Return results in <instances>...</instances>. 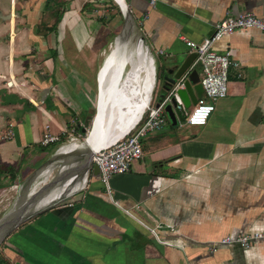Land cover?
Returning a JSON list of instances; mask_svg holds the SVG:
<instances>
[{
    "label": "crops",
    "instance_id": "1",
    "mask_svg": "<svg viewBox=\"0 0 264 264\" xmlns=\"http://www.w3.org/2000/svg\"><path fill=\"white\" fill-rule=\"evenodd\" d=\"M93 1L104 2L109 14L117 4L0 0V192L12 196L7 204L0 200L6 205L0 223L41 180L77 170L28 207L0 244V264H264V241L212 250L225 236L264 230V33L239 30L215 44L239 63L229 71L227 97L205 126L166 124L145 138L142 158L110 179V194L99 169L86 165L87 145L58 150L69 142L64 128L84 133L96 115L98 60L107 41L100 38L104 20L90 18ZM129 6L136 23L116 16L126 28L116 40L133 49L127 37L141 25L145 47L166 52L156 57L170 62L160 73L161 98L194 65L185 40L201 44L228 15L264 17V0H158L155 7L131 0ZM10 126L15 137L4 139ZM47 132L59 143L43 146Z\"/></svg>",
    "mask_w": 264,
    "mask_h": 264
},
{
    "label": "built area",
    "instance_id": "2",
    "mask_svg": "<svg viewBox=\"0 0 264 264\" xmlns=\"http://www.w3.org/2000/svg\"><path fill=\"white\" fill-rule=\"evenodd\" d=\"M127 1L129 3L131 0ZM157 1L150 0V5L155 7ZM147 17L148 15H145L143 20H146ZM239 30H259L264 33V17H260L254 13H243L238 16L228 15L224 20L216 24L213 35L205 38L201 44L195 45L191 41L185 40L189 49L196 55V60L191 70L171 86L158 103H154L153 97L151 96L147 108L133 127L122 138L107 145L93 156V163L98 167L101 180L107 186L110 194V179L115 175L128 173L131 170L132 164L142 158V141L149 135L157 133L165 127L167 120H169L166 107L173 105V101L176 103L173 106L175 114L178 113V115L182 114L184 116L181 120V125L205 126L207 124L216 110V103L228 95L230 69L239 67V63L233 59L231 52L219 53L214 48L215 44ZM164 55H166L164 50L152 52V58L154 59L156 68V79L157 67L155 58ZM196 67L201 68L200 84L203 94L198 99L197 104L188 109L178 91L185 88V81L189 79ZM86 131L84 132L85 134ZM62 133L63 135L69 136L68 144L61 145L58 149L63 152L76 150L74 148L66 150V148L75 143H80L81 138L84 136V133L78 132L76 126L70 129L64 128ZM14 137V127L10 126L4 135V139H12ZM59 141V136L47 132L41 140V144L48 147L53 144H58ZM76 178L77 176L72 178L70 182H73ZM41 181V184L46 183L45 179ZM86 182L87 180L85 178L83 182L84 186ZM82 186L78 185L76 188L80 189ZM115 204L121 207L119 202H115ZM126 212L130 214V210H126ZM152 232L154 233L155 229ZM260 241H264V230L246 233L237 237L225 236L214 244L212 250L216 252L221 245L229 246L234 244L248 249Z\"/></svg>",
    "mask_w": 264,
    "mask_h": 264
},
{
    "label": "bare ground",
    "instance_id": "3",
    "mask_svg": "<svg viewBox=\"0 0 264 264\" xmlns=\"http://www.w3.org/2000/svg\"><path fill=\"white\" fill-rule=\"evenodd\" d=\"M115 2L126 10L127 5L123 0ZM125 40L120 38L116 40L110 53L106 55L105 64L101 67V90L96 115L93 127L85 140L94 150L122 138L138 121L151 100L156 80L154 59L149 54L148 67L142 71L148 50L140 41L144 51H138L136 55L130 54ZM77 146L80 148L82 144H73L75 149ZM71 148L72 146L66 150Z\"/></svg>",
    "mask_w": 264,
    "mask_h": 264
},
{
    "label": "rangeland",
    "instance_id": "4",
    "mask_svg": "<svg viewBox=\"0 0 264 264\" xmlns=\"http://www.w3.org/2000/svg\"><path fill=\"white\" fill-rule=\"evenodd\" d=\"M90 5H96L94 7V11L95 12H92L91 11V13L93 14V15L92 14L91 15L93 17H90V18H98V17H101L102 20H104V27L102 28V30H104V32H102L100 34V36H101L100 38H101L102 43H104L105 40L107 41V43L105 45L106 47L104 46L105 48L101 52V54L99 56L98 67H100V66L103 65V62L105 60V57H106L107 54H109L111 47L115 44V41H116L117 37L121 33H123L124 32L123 30H126V28H124V20L121 21L118 24L116 23L117 20H118V19H116V16H119V18H121V17L123 18V15H122L120 9L116 6L117 4L116 5L115 4H112V3L110 4L111 7H112L111 8V10H112L111 11V14H109V12L107 10V7L104 8V6H105L104 5V2H102L101 4H99L98 1H93L90 4H88V6H90ZM88 6H86V8ZM81 7H84V4H82ZM119 11H120V13H119ZM118 14H120V15H118ZM52 23H54V22H51L50 24H52ZM104 36H106V37H104ZM142 37H144V35H143L140 27L137 26V25H135L133 27L132 31H130L129 36L127 37L128 40H129L130 47L133 48V49L129 50V53L130 54L131 53H135V55L137 54V52L141 48L140 41H141V38ZM144 44H145V46L148 45L145 39H144ZM130 47H129V49H130ZM141 49H142L141 52H143L144 51V48L142 47ZM100 60H101V62H100ZM149 60H150V56H149V53H147V57L144 60V65H143L142 71L146 70V68L148 67ZM166 65H170V62L167 60V58H165V57H161L160 59L156 58V67H157V73H158L159 76H157V79L155 80L154 88H153V93H152V97H153V102L154 103H158L161 100L162 94L164 93L163 85H162V81H161V80H163V78H161V76H160L161 74L160 73H162V75H163V71H165ZM163 67H164V69H163ZM196 70H198L201 73V68L200 67H197ZM97 102H98V97H97ZM97 102H96V104H97ZM85 107H87V105H85ZM96 110H97V107H96ZM176 115H177V120L179 122L176 126H180L181 125L180 124L181 123V120L184 118V116L182 114L181 115H178V113ZM84 118L85 117H83L82 119H84ZM166 124H167V126H171L172 125V122L170 121V119L167 120V123ZM92 127H93V124H92ZM92 127L90 125V127L87 128L86 134H84V136L80 140V143L81 144L84 143V141L86 140V138H87L86 136H88V131H90L92 129ZM193 127H199V126H193ZM2 192H0V200L5 199V202L4 203L7 204L10 200H12V196H9V198L6 197V196H1V193ZM2 194L6 195V193H2ZM4 203H3V201H0V219L5 214V210H4L5 208L4 207L6 205L3 206Z\"/></svg>",
    "mask_w": 264,
    "mask_h": 264
},
{
    "label": "water",
    "instance_id": "5",
    "mask_svg": "<svg viewBox=\"0 0 264 264\" xmlns=\"http://www.w3.org/2000/svg\"><path fill=\"white\" fill-rule=\"evenodd\" d=\"M124 4L127 5L126 10H123V7L119 4L118 7L124 17V20L127 23H133L135 24V20L132 16L131 10H130V6L127 0H123ZM124 34V33H122ZM122 38V37H121ZM144 37L141 38V40L144 42ZM149 54L152 57V51L151 49H147ZM175 83L174 81L171 82V84H167L166 85V89L167 91L171 88V86H173ZM201 84H200V75L198 73V71H193L191 76L189 77L188 80L185 81V88L181 89L178 91L180 97L182 98L186 108H191L192 106L196 105L198 102V99L201 96ZM101 90V84L99 85V91ZM176 103L175 101H173V105H168L166 107V111L168 114V117L170 119V121L172 122L173 125H177L178 124V120H177V116L173 110V106H175ZM83 145H87L88 146V158L86 160V165L87 166H91L92 162H93V156L99 152L100 150H102L105 147L99 148L97 150H94L92 148L89 147V145L84 142ZM96 169H98V167L96 166ZM77 171L75 169H71L68 170L67 172H65V174H62L56 178L51 179L50 181H48L47 183L43 184L38 190H36L35 192H33L31 194V196L24 202V204L15 212H13L12 214H10L4 221H2L0 223V235L3 234V237L0 236V244L2 243V241L4 240L5 236L10 233L15 227H17V225L20 224V222L22 221V217L25 215L26 210L28 209V207L32 204H34L44 193L48 192L49 190H51L52 188H54L55 186H57L60 183H64V181L68 180L70 177H72V175H74V172ZM5 234V235H4Z\"/></svg>",
    "mask_w": 264,
    "mask_h": 264
},
{
    "label": "trees",
    "instance_id": "6",
    "mask_svg": "<svg viewBox=\"0 0 264 264\" xmlns=\"http://www.w3.org/2000/svg\"><path fill=\"white\" fill-rule=\"evenodd\" d=\"M60 21H61V17H60V18H57V22H56V24H55L54 27H56V25H57ZM84 134H85V133H84Z\"/></svg>",
    "mask_w": 264,
    "mask_h": 264
}]
</instances>
